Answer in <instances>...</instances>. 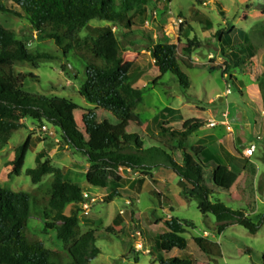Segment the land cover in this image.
I'll use <instances>...</instances> for the list:
<instances>
[{
	"label": "trees",
	"instance_id": "trees-1",
	"mask_svg": "<svg viewBox=\"0 0 264 264\" xmlns=\"http://www.w3.org/2000/svg\"><path fill=\"white\" fill-rule=\"evenodd\" d=\"M156 1L164 2L167 6L174 0H0V12L19 16V12L8 6L9 2L15 3L27 15L32 27L53 39L62 47L65 55L69 53L68 49L81 55L86 64V79L81 85L83 96L87 101L110 111L119 120L127 121L137 118L135 110L146 89L133 87L129 83V76L123 69L126 49L122 45L126 40L131 44L137 43L128 40L135 33V19L158 7ZM95 19L106 21L111 26H106L97 37L82 45L84 42L80 34ZM184 25L185 22L180 24V33ZM218 35L222 37V44L225 41L223 37L232 39L230 32H219ZM178 41L179 44L173 43L167 36L152 39L149 51L159 69V80L172 73L180 86L188 90L189 78L181 64L191 68L192 55L202 44L193 38L180 47L182 41L180 38ZM81 48L82 52L79 51ZM221 49L223 71L225 75L230 74V79L237 85L238 80L233 72L246 70L247 58L252 52H247L244 46L224 47V44ZM49 58L47 53L33 52L31 46L18 38L15 31L0 23L1 141H7L12 131L23 127L22 120L26 118L39 126L48 123L61 133L63 146L81 153L90 162V169L84 175V180L90 186L109 188L111 183L118 182L121 167L132 173L152 176L150 171L153 166L149 164L162 165L177 174L183 196L195 200L202 214L211 213L216 217L219 234L234 224L243 226L251 233L259 230L264 223V214L255 222L246 210H234L220 200L211 198L216 190L229 191L238 182L239 175L228 166L219 164L212 171V188L207 184L206 160L213 159V153L206 145L188 144L189 136L206 124L205 119L192 117L186 119L181 128L172 127L167 119L164 120L170 110L165 107L154 119L159 130V147L151 148L144 147L145 143L138 133H124L119 138L98 120L95 113L83 114L82 132L70 119V113V117L65 116L62 109L49 98L24 90L17 81L14 69L9 66L12 62H36ZM157 84L154 82L152 85ZM238 90L242 93L240 88ZM137 119L141 123L139 117ZM87 136L93 138L96 144H91ZM31 139L28 136L16 147L11 175H22L31 149ZM176 152L181 153V162L174 157ZM35 161L36 167L27 170L32 182L38 185L33 191H13L0 185V264H89L100 250L94 244L95 229L80 232L79 213L82 212L85 190L75 178L54 169L46 152L38 153ZM46 175H50L49 180L42 184ZM44 187L46 189L41 191ZM118 195L120 192L110 187L103 201L111 202ZM32 202L37 216L42 219L43 234L54 231L55 238L64 242L66 254L47 247L43 239L28 229ZM69 205L75 207L71 214L66 213ZM122 222L123 217L116 216L106 231L114 232L118 228L119 232L123 231L124 227L120 228ZM165 223L168 231L159 235L156 242L158 250H185L188 240L184 233L193 228V224L175 217L166 219ZM194 241L206 254H221L218 249L216 251L217 244L205 236L195 237ZM160 264H195V259L190 254L170 259L160 257Z\"/></svg>",
	"mask_w": 264,
	"mask_h": 264
},
{
	"label": "rangeland",
	"instance_id": "rangeland-1",
	"mask_svg": "<svg viewBox=\"0 0 264 264\" xmlns=\"http://www.w3.org/2000/svg\"><path fill=\"white\" fill-rule=\"evenodd\" d=\"M221 2L228 8L224 14L220 12V5L216 0H202L201 3L198 0H174L171 10H180L184 13V16L183 14H174L173 24L170 23L169 25L168 18L172 16L169 7L163 5L160 1H156V4L160 5L159 7L154 8V10L151 9L150 12H146V15H141L135 19L133 27L135 33L129 36L128 40L137 43L131 44L127 40L123 41L122 47L126 49L123 69L128 74L129 83L133 87L146 89L142 101L135 110V115L137 118L139 117L141 123L136 117L121 121L110 111L87 101L81 92V85L86 79L85 60L82 59L81 55H76L75 50L69 51L67 47L69 53L68 56L65 55L61 49L62 47L57 45L53 39L46 37L44 33H40L32 27L27 15L15 3L9 2L8 6L19 12L20 15L0 12V23L15 31L17 37L28 43L33 52H44L50 55L49 59L36 62H12L9 64L14 69L17 81L24 90L49 98L62 109L64 115L70 117L68 114L70 113L72 115L70 119L75 122L82 132H84L83 114L95 113L98 120L103 122L119 138L124 133H138L144 141L145 147H150L159 144L156 141L159 138L156 135L159 130L154 122L156 115L160 114L164 107L174 103L175 94H182L178 90L180 88L178 86L179 81L172 73H167L163 79L159 80L160 72L152 60L149 51L150 43L152 39L156 40L166 36L165 34L168 31L172 42L179 44L178 30L180 24L184 23V17L189 18L192 15L190 6L196 5L202 12L206 13V18L213 23V28L225 29L228 27L231 29V26L235 24L239 29V33L240 30L250 28L249 38L255 44V57H248L252 64L249 65L247 70L251 71L253 75L238 74L237 76L240 75V80L246 84L249 82L250 84H257L258 87L260 85L264 87V17L260 14L264 12V0H221ZM199 23V18L192 19L189 33L198 34L199 41L203 46L194 51L195 63H192L194 68H186L182 64L181 68L189 77L190 93L199 95L201 101L206 106L209 105L214 114V119L220 125L225 120L223 113L228 112L229 119L232 125L236 126L237 135L241 137L244 145L249 146L250 142L256 141L258 150L252 160L256 163L257 171L260 170V177H255L253 173L247 174L244 178L246 181L242 184L246 196L253 199L252 209H255L257 207L255 200L261 195L260 191L264 187V111L263 113L261 109L257 111V117L255 110L258 107H251L247 97L242 96L239 92V84H234V81L230 79V75H225L223 60L218 58L220 49L216 47V42L213 40L215 36L206 37L209 32H205V35H203ZM106 26H111V24L97 19L90 22L89 26L80 34L84 42L82 45L97 37ZM114 28L115 31H118L116 26H113ZM240 35L242 37V33ZM237 39L240 43L244 42V39L238 37ZM182 44L179 46L181 47ZM244 46L247 52H254L252 48ZM82 50L81 48L79 51L82 52ZM69 64L77 71L78 75L76 77L68 69ZM258 79L260 80L258 81ZM154 82H157L158 85L153 86ZM227 88L231 90V94L228 96L225 95ZM180 89L184 90L182 87ZM240 89L246 93L243 87L240 86ZM192 94L189 97L185 95V102L198 104L196 96ZM208 99L211 100L210 104L207 101ZM186 110L188 109L182 110V112L186 113ZM187 115L189 117H199L200 114L196 109H192V111L187 112ZM167 117L166 115L164 120ZM22 122L23 127L12 131L7 141L0 140V185L2 187L13 191H33L38 185L32 182L27 170L36 167L35 157L38 153L46 152L47 158L51 160L54 169H60L75 178L80 186L90 194L96 195L109 192L112 186L120 192V195L116 196L111 202L97 201L94 203L89 215H85L83 212L79 213L80 232L95 229L94 244L100 250V253L89 264H160V257L170 259L188 254L193 256L195 264H264V223L256 233H251L239 224L229 226L221 233V236L218 233L215 238L210 236L211 241H217L215 242L217 244L215 246L216 251L220 250L221 254L213 253L209 255L204 253L194 241V238L203 236L205 231L214 232L213 225L217 224V220L211 213L202 214L195 200H189L185 206L174 204V210L168 211V214L175 215L180 219H188L193 224L194 227L187 229L184 233L189 243L188 247L185 250L175 248L170 252L158 250L156 244L158 237L168 229L166 223L156 225L154 221V214L162 217L165 214L158 196L151 192L150 187L143 188L139 194L136 192L129 194L130 191H123V186H119L117 183H111L110 187L106 189L90 186L84 180L85 173L90 169V162L81 153L63 146L61 133L57 129L45 123L52 130L42 139L37 135L38 124L30 118H26ZM258 135L262 136L261 140H257ZM28 136L32 138L31 149L27 154L23 173L20 176L11 175L15 149ZM87 138L91 144H96L93 138H89V136ZM195 139V137L191 138L189 144H193ZM49 177L50 175L44 176L41 183H47ZM205 179L210 185L212 174L207 171ZM45 189L46 187L41 191ZM221 196L226 199L225 194ZM127 198L132 201V205L126 204ZM224 202L228 203L226 200ZM259 205L258 214L252 217L255 222H258L264 214V205L260 203ZM72 209L75 210V207L69 205L66 208V213L71 214ZM121 209H124L127 213L134 211L138 216H141L144 226L131 222L128 230L125 228V230L119 232L118 228L114 232H107L106 227L113 224L114 218L123 215L120 213ZM31 210L28 229L33 235L43 239L47 247L66 254L64 242L55 238L54 231L43 234V222L41 217L37 216L38 212L33 202ZM136 230H142L144 234V248L142 250L136 249L138 237L133 232ZM217 248L219 249L217 250ZM146 249L150 252H146Z\"/></svg>",
	"mask_w": 264,
	"mask_h": 264
},
{
	"label": "crops",
	"instance_id": "crops-1",
	"mask_svg": "<svg viewBox=\"0 0 264 264\" xmlns=\"http://www.w3.org/2000/svg\"><path fill=\"white\" fill-rule=\"evenodd\" d=\"M198 1L201 3L202 0H198ZM216 1H218L219 5H220V12L222 14L225 13V11L228 10L227 6L223 5L221 0H216ZM172 3L167 5L169 7V10L171 11V14H172V16H170L168 18L169 25H170V23L173 24L172 21L174 19L173 18L174 14H176V15L177 14H183V16H184V13H182V11H180V10L179 11L171 10ZM162 4L165 5L164 2H162ZM190 12H192V15L189 18L184 17L185 20L182 18L183 21L185 22L183 32L180 33V27L178 30L179 36H177V37H178V39L179 38L181 39L182 43H185V41H187L188 39H193V38H197L199 40V37L197 36L198 34L196 35L195 33L194 34L189 33V29L191 28V20L197 17L200 19L199 24L201 26L200 29L202 30L201 33L203 35H205L204 34L205 32L206 33L209 32V34H206L207 35L206 37H211L212 35L215 36V38L213 40L216 42V47H218L220 49V51H219L220 56H218V58H221V60H223V62H224V58H223L222 49H221V46L223 44H224V47H230V46L231 47L232 46L233 47L234 46L235 47H241V46L246 45L250 48H252V47L255 48L254 42L252 40H250V38H249V33H250L249 27H248L249 29H247V30H240L241 31L240 33H242V37H241L240 33L238 32L239 29L237 26H235V24L231 26V29L228 27L225 29L213 28V23L210 24L209 19L206 18V13L202 12L196 5L190 6ZM260 14L262 15V17H264V12H262ZM202 18H204V19H202ZM168 23H167V25H168ZM219 31L232 33V36H231L232 39L228 40V37H226V38L223 37V39L225 41H223L224 43L222 44V37H220L218 35ZM174 35H175V33H174ZM236 35L238 38L244 39V42L240 43L239 41H237L238 39H237V37H235ZM253 51L254 52H252V55H249V56H251V58L255 57V49ZM192 58H193L192 63L194 64L195 63L194 53L192 55ZM247 60H248V58H247ZM248 62L249 63H248L247 68L244 72H233V74L236 75V78L238 80L236 82L239 84L238 87L240 88V86H241V87H243V89H245L246 93H244V90H242V93H241L242 96L247 97L248 102L250 103L251 107H255V108L258 107L259 110L256 109L255 110L256 112L260 111V109H261L262 113H263V111H264L263 110L264 87H262L261 85L258 87L257 84H255L256 85L255 86L254 84H250L249 82L246 84L244 81L240 80V75H248V76L253 75L251 71L247 70L249 65L252 64L251 61L248 60ZM191 68H194V66H191ZM238 74H240L239 77L237 76ZM159 75H160V73H159ZM263 79H264V74H263ZM259 80L260 79H258V81ZM258 81H257V83H258ZM178 86L181 88L180 84H178ZM180 88H178V90L182 94H175L176 99L173 101L174 103H172V105L166 106V107L170 108V110L167 114L168 117L166 120L168 125L172 126V127H176V128H181L186 119L192 118V117H189V115H187V112L192 111V109H196L199 112L200 115L197 118L205 119L206 124L189 136L188 144H189V140L191 138H193V137L196 138L195 142L191 145L189 144V146H195L198 144H203L209 148L211 153H213L212 154L213 159H211V160L207 159L206 160V164L208 167L207 171L210 174H212V171L215 167H217L219 164H222V165L228 166L229 169L235 171L239 175L238 182L229 191H221V190L217 191L216 190V191H214V194L211 198L213 200H220L221 202L225 203L228 207H230L234 210H246L248 212L249 216L252 218L253 215L258 214V208H259L258 206H260L259 203L264 205V187L262 188V191H260L261 195L258 198H256V200H255V204H257V207H255V209H252V206L254 204L253 199L248 198V196H246V194L244 193L245 190L243 189L242 184L244 181H246V180H244V178L247 174L253 173L255 177H257V176L260 177V170H258L259 172L257 171L256 166H255L256 163L254 160H252L254 154L257 152L258 149L256 148L255 153L250 157H247L244 154V150L247 147H249L250 145H252L254 142H255V145L257 147L256 141L250 142L249 146L244 145L241 137L237 135L236 126H233L230 119H229V113L228 112L223 113V117H225V120H223L222 124L220 125L214 119V114L211 111L209 105L206 106V104L201 101V97L199 95H197V94L195 95V94L190 93L191 84L189 86V89L186 91L182 90ZM191 94L196 96L197 101H198L197 103L199 104V106H198V104H193V102H188V101L185 102V100H184L185 95H187L189 97ZM230 94H231V92L228 93V90H226L225 95L228 96ZM207 101L209 102V104L211 103L210 99H208ZM252 102L254 103L255 106L253 105ZM191 105H193V106H191ZM192 107H194V108H192ZM185 109H188V110H186L187 112L186 113L182 112V110L185 111ZM204 114H208V115H204ZM257 117H258V112H257ZM212 121L216 123L215 126L210 125V122H212ZM156 135H158V133H156ZM258 136H261V135H258ZM261 139H262V136H261ZM257 140H259V139L257 138ZM153 146L154 145H152L150 147H145V145H144L145 148H151ZM157 146L159 147V145H157ZM179 153L180 152H176L174 154V157L176 158L177 161L181 162L182 161V155H181V153L180 154ZM247 160H248V162H246ZM149 166H153V169L150 171L152 176L144 175L141 173H132L130 170L123 168V170H121L120 178H119L117 184L119 186L120 185L123 186V191H126V192L130 191L129 194L132 192H136L137 194H139V192H141L143 190V188L150 187L151 192L158 196L162 210L165 214V216H163V217L157 216L156 214H154V221H155L156 225H162V224H165L168 215L175 217V218H178L175 215L168 214L169 210H174V204H177L179 206H185V205H187L186 203L189 200L185 196H183L182 186L180 184V179L175 172H173L171 169L164 167L162 165H153L152 163H150ZM206 182H207V180H206ZM124 184H125V186H124ZM209 186L212 188L213 183L211 182ZM159 191L162 193V196H164V198H165V203L163 205L161 203V198L159 197L160 196ZM222 194L226 195V199L222 198V196H221ZM96 195H100V196L107 195V192L99 193ZM216 196H218V197H216ZM224 200H226L228 203L224 202ZM126 204L132 205L133 203L131 200H129L127 198ZM122 211L124 213H122ZM120 213L123 214L122 215L123 222H122V225L120 226V228L124 227V230H125V228H126V230H128L129 224L131 222H133V223L135 222V223H139L140 225H143V219L141 218V216H138L134 211L127 213L124 209H121ZM207 218L210 219L208 216H207ZM178 219H180V218H178ZM180 220H188V219H180ZM213 226L215 228V231L214 232L205 231L203 236H205L209 239H210V236H213L214 238L217 237L216 236V234L218 233V231L216 229L217 224H215ZM167 229H168V227H167ZM219 236H221V234H219ZM215 242H217V241H215ZM217 249H219V248H217ZM220 249H221V247H220Z\"/></svg>",
	"mask_w": 264,
	"mask_h": 264
},
{
	"label": "built area",
	"instance_id": "built-area-1",
	"mask_svg": "<svg viewBox=\"0 0 264 264\" xmlns=\"http://www.w3.org/2000/svg\"><path fill=\"white\" fill-rule=\"evenodd\" d=\"M157 13L155 12V15ZM178 23V22H177ZM180 23V22H179ZM115 30V28H114ZM167 37H169L170 41L172 42V38L169 34V32L167 31L166 34H165ZM228 93L231 92V90L228 88ZM210 125L211 126H215L216 123L215 122H210ZM54 129V128H53ZM51 128L49 127V125L47 124H43L41 126H39V129H38V136L42 139L45 138L46 135H48L50 132H51ZM259 140L261 139V136H258L257 137ZM256 145H255V142L250 145L249 147H247L245 150H244V154L247 156V157H250L252 156L255 151H256ZM125 169V168H124ZM120 170H123V168L121 167ZM129 170V169H128ZM160 193V198H161V203L162 205L165 203V198L164 196H162V193L159 191ZM104 200V195L100 196V195H92L90 194L88 191H84V201L81 203V208H82V212L83 214L85 215H89L90 212H91V208L92 206L94 205V203H96L97 201H103ZM122 213H124L122 211ZM172 216L168 215L167 216V219H171ZM134 235L136 237H138L137 239V243H136V249H139V250H142L144 248V244H143V237H144V234H143V231L142 230H136L134 231ZM146 252H150L149 250L146 249Z\"/></svg>",
	"mask_w": 264,
	"mask_h": 264
},
{
	"label": "water",
	"instance_id": "water-1",
	"mask_svg": "<svg viewBox=\"0 0 264 264\" xmlns=\"http://www.w3.org/2000/svg\"><path fill=\"white\" fill-rule=\"evenodd\" d=\"M68 68H69L70 72L73 74V76L76 77L78 75L77 71L75 70V68L71 64L68 65Z\"/></svg>",
	"mask_w": 264,
	"mask_h": 264
}]
</instances>
